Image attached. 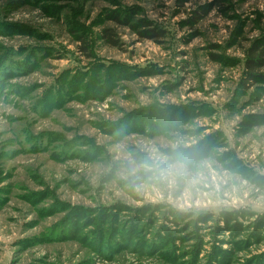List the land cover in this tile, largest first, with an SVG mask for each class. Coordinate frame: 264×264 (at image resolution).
Returning <instances> with one entry per match:
<instances>
[{
  "label": "rangeland",
  "instance_id": "rangeland-1",
  "mask_svg": "<svg viewBox=\"0 0 264 264\" xmlns=\"http://www.w3.org/2000/svg\"><path fill=\"white\" fill-rule=\"evenodd\" d=\"M212 2L0 0V264H264V0Z\"/></svg>",
  "mask_w": 264,
  "mask_h": 264
},
{
  "label": "trees",
  "instance_id": "trees-1",
  "mask_svg": "<svg viewBox=\"0 0 264 264\" xmlns=\"http://www.w3.org/2000/svg\"><path fill=\"white\" fill-rule=\"evenodd\" d=\"M181 3L184 2H191L192 0H178ZM223 0H214L210 6H214L215 4H220ZM205 13V10L201 12H197V15H194L191 17V21H195L199 18L201 14ZM113 19L117 22H120L116 16H113ZM133 29L136 28V26H132ZM140 34L141 32L138 31ZM146 37L149 38H156V37H161L163 35V32L161 30L157 29H152L149 30L147 33H144ZM101 38L105 43L109 46L116 47L118 45V41L113 35L112 31L110 28H104L102 30ZM85 46L83 45L81 47V50H84ZM264 66V48L260 47L259 45H253L248 52V57L247 61L245 63V71H244V77L243 80L241 81V85L244 87L248 88L253 84L252 81L255 79H260L261 74L256 73L255 70L258 68H262ZM252 80V81H251ZM153 248H156L154 246H151Z\"/></svg>",
  "mask_w": 264,
  "mask_h": 264
},
{
  "label": "clouds",
  "instance_id": "clouds-1",
  "mask_svg": "<svg viewBox=\"0 0 264 264\" xmlns=\"http://www.w3.org/2000/svg\"><path fill=\"white\" fill-rule=\"evenodd\" d=\"M150 170L155 172L157 179L169 183L175 182L181 178H188L193 182H197L202 179L201 177L192 174L189 170L187 162L182 160H176L169 164L156 160L153 165L150 166Z\"/></svg>",
  "mask_w": 264,
  "mask_h": 264
}]
</instances>
